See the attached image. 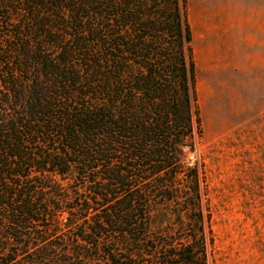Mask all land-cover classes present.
Segmentation results:
<instances>
[{"label": "trees", "instance_id": "obj_1", "mask_svg": "<svg viewBox=\"0 0 264 264\" xmlns=\"http://www.w3.org/2000/svg\"><path fill=\"white\" fill-rule=\"evenodd\" d=\"M188 0H0V264H211Z\"/></svg>", "mask_w": 264, "mask_h": 264}, {"label": "rangeland", "instance_id": "obj_2", "mask_svg": "<svg viewBox=\"0 0 264 264\" xmlns=\"http://www.w3.org/2000/svg\"><path fill=\"white\" fill-rule=\"evenodd\" d=\"M190 21V3L187 2ZM264 75L241 74L199 98L211 264H264ZM205 90V89H204Z\"/></svg>", "mask_w": 264, "mask_h": 264}, {"label": "crops", "instance_id": "obj_3", "mask_svg": "<svg viewBox=\"0 0 264 264\" xmlns=\"http://www.w3.org/2000/svg\"><path fill=\"white\" fill-rule=\"evenodd\" d=\"M198 88L264 75V0H189ZM264 83V77H263ZM205 89V90H204Z\"/></svg>", "mask_w": 264, "mask_h": 264}]
</instances>
